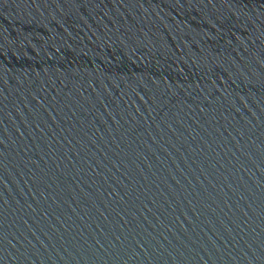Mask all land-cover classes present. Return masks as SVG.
Segmentation results:
<instances>
[{"label":"water","instance_id":"water-1","mask_svg":"<svg viewBox=\"0 0 264 264\" xmlns=\"http://www.w3.org/2000/svg\"><path fill=\"white\" fill-rule=\"evenodd\" d=\"M0 264H264V0H0Z\"/></svg>","mask_w":264,"mask_h":264}]
</instances>
